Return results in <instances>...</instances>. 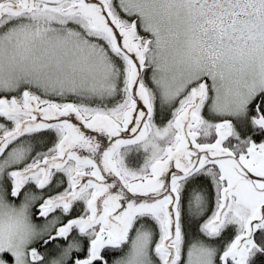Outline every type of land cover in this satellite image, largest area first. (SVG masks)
<instances>
[{
    "label": "snow or ice",
    "instance_id": "snow-or-ice-1",
    "mask_svg": "<svg viewBox=\"0 0 264 264\" xmlns=\"http://www.w3.org/2000/svg\"><path fill=\"white\" fill-rule=\"evenodd\" d=\"M0 264H264V0H0Z\"/></svg>",
    "mask_w": 264,
    "mask_h": 264
}]
</instances>
